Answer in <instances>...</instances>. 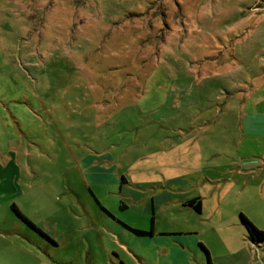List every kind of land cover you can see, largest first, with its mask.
Here are the masks:
<instances>
[{
	"label": "rangeland",
	"instance_id": "rangeland-1",
	"mask_svg": "<svg viewBox=\"0 0 264 264\" xmlns=\"http://www.w3.org/2000/svg\"><path fill=\"white\" fill-rule=\"evenodd\" d=\"M259 102L264 0H0V264H144L126 225L177 230L162 244L204 264L202 245L251 247L240 214L264 231ZM189 173L201 213L167 185Z\"/></svg>",
	"mask_w": 264,
	"mask_h": 264
},
{
	"label": "crops",
	"instance_id": "crops-1",
	"mask_svg": "<svg viewBox=\"0 0 264 264\" xmlns=\"http://www.w3.org/2000/svg\"><path fill=\"white\" fill-rule=\"evenodd\" d=\"M263 102H259L257 104L254 105V109L253 111V115H250L249 119L256 122L254 123V127L260 125L261 123H263V120H261L260 118H262V116H264V106L261 108V104ZM1 122H0V126H1ZM7 133V130H3V134ZM7 142H10V139L7 140V138H4ZM0 149H1V143H0ZM2 151V149L0 150ZM3 152L0 153V155H2ZM108 154H104V156L102 157V160H104L103 165H107L109 161H111L110 159L107 158ZM11 163H7V165H10ZM6 165V166H7ZM109 167V166H108ZM191 173L189 174H178V175H174L170 178H167V185L168 187H173V190L175 192H180L181 194H176V196L178 197V199L175 201L176 203L180 204V205H186V203L188 201H191L199 196H191V197H186L184 191L182 190V188L180 187V184H183L185 178L190 177ZM17 184V186H19V180L15 179V185ZM138 186H141L143 184H137ZM20 187V186H19ZM171 190V189H170ZM155 200V196L152 197ZM148 203V202H147ZM146 203V205H148ZM170 203V202H169ZM155 204V203H154ZM124 205V204H123ZM203 205V202H202ZM127 205L125 204L123 208L126 209ZM147 207V206H146ZM129 226V225H126ZM131 228H135L132 226H129ZM150 234L147 235H142V236H138L139 238H141L142 243H143V247L144 249H142V256H139L142 258V260L144 261V264H158L156 262V255L159 254L160 256V264H166L162 261V258H165L169 253L171 254H177L180 256L181 258V263L180 264H204V262L206 261L205 258V254L202 251L197 250L194 255H191L189 251H183L182 250H178V247L176 245L175 242H173V246H171V244H162V242L160 241V237H174L175 235H179L181 234V232L177 231V230H172L169 229L167 231H160V232H153V231H149L145 228H135ZM188 234H196V232H190ZM153 236L154 240L150 241V240H144L145 238H147L148 236ZM157 239H159L158 241H156ZM222 240V239H220ZM248 241V240H247ZM250 246L245 245L244 248L240 249L237 248L236 250H231L230 249V243L227 241L225 246H226V251L223 254L220 255H215L212 251H209L204 245H202L203 247H205L206 250L209 251L210 253V257L212 259L213 264H255V255L254 253L251 254L252 251H254L255 249H257L256 246H254L255 243L251 242L250 240L248 241ZM252 243V244H251ZM146 246H149L148 249L145 248ZM257 245V244H255ZM258 246V245H257ZM204 249V250H205ZM240 249V250H239ZM252 251H251V250ZM144 250V251H143ZM251 251V252H250ZM155 253H157L156 255H154ZM208 260V258H207ZM172 262H174L172 260ZM175 264V263H174ZM208 264V262H207Z\"/></svg>",
	"mask_w": 264,
	"mask_h": 264
},
{
	"label": "trees",
	"instance_id": "trees-1",
	"mask_svg": "<svg viewBox=\"0 0 264 264\" xmlns=\"http://www.w3.org/2000/svg\"><path fill=\"white\" fill-rule=\"evenodd\" d=\"M125 180V178H124ZM185 206H189L192 207L194 210H196L198 213L202 212V200L200 197H197L191 201H188L186 203ZM15 212L23 219H25V217H23V215L21 214L20 210L14 206L13 207ZM240 220L241 223L243 224V226L245 227L246 231H247V235L249 237V239L256 243L257 245L261 244L262 242H264V231L259 229L251 220H249L244 214H240ZM29 223V221H28ZM31 224V223H29ZM133 234L138 235V236H142V235H147L150 233L135 229V228H131L129 226H126ZM203 247V246H202ZM205 249V247H203ZM207 256H208V264H213L212 259L210 257V253L208 250H206Z\"/></svg>",
	"mask_w": 264,
	"mask_h": 264
}]
</instances>
